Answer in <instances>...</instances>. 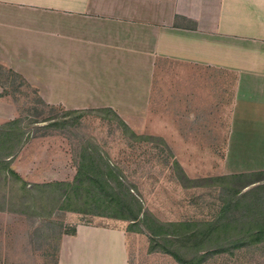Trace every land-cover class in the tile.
Here are the masks:
<instances>
[{"label":"crops","instance_id":"crops-1","mask_svg":"<svg viewBox=\"0 0 264 264\" xmlns=\"http://www.w3.org/2000/svg\"><path fill=\"white\" fill-rule=\"evenodd\" d=\"M0 68L51 107L110 111L184 161L225 148L264 170V0H0ZM12 99L0 83V127L17 118ZM38 145L2 159L28 183L76 177L54 154L40 165ZM114 226L76 224L56 264H129Z\"/></svg>","mask_w":264,"mask_h":264},{"label":"rangeland","instance_id":"rangeland-1","mask_svg":"<svg viewBox=\"0 0 264 264\" xmlns=\"http://www.w3.org/2000/svg\"><path fill=\"white\" fill-rule=\"evenodd\" d=\"M0 83L18 112L0 127V264H56L60 239L76 224L126 229L129 264H264V170L248 171L261 164L227 162L225 148L184 161L185 150L137 135L110 111L53 108L3 68ZM32 140L40 165L53 154L67 159L77 173L83 168L84 185L21 179L2 158ZM223 218L263 233L245 248L213 254L199 243ZM218 236L207 238L214 244Z\"/></svg>","mask_w":264,"mask_h":264},{"label":"trees","instance_id":"trees-1","mask_svg":"<svg viewBox=\"0 0 264 264\" xmlns=\"http://www.w3.org/2000/svg\"><path fill=\"white\" fill-rule=\"evenodd\" d=\"M176 164L181 170H183L178 162ZM75 178H77L76 181L78 182V184L84 185V183L87 181V178L85 174H83V168L81 167L78 168V173ZM39 187H42V186H39ZM66 194L68 195L67 192L65 193V195ZM63 209L65 210L66 208L63 207ZM135 220H132V221H135ZM240 226H243V227L239 228ZM240 226L235 224L234 218L229 219V220L228 218H223L222 220L218 221V223L214 227H212V229H209L207 231V233L205 234V237H203L204 239L199 244H201L203 247H205L206 245H210L211 250L209 251H211V253L220 254V253H225L229 250H238L240 248H245V246L247 247V244H251L250 240L248 239L249 237L253 236L254 234L256 235V234L263 233L261 231V229L263 230L261 225L244 226L243 224H240ZM214 233L219 234V236L216 237L214 244H212L213 242L211 241V239L210 238L208 239L207 237L213 235ZM228 233L236 235L237 238L235 237L236 238L235 240H233L232 242H229L225 238V236L228 235ZM151 234H152V237H158L161 235L155 232L154 233L151 232ZM167 236H171V235L167 234ZM181 262H183L182 264H184L185 261H181Z\"/></svg>","mask_w":264,"mask_h":264}]
</instances>
